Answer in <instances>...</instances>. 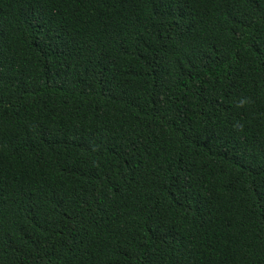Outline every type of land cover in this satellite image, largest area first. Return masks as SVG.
<instances>
[{"label": "trees", "instance_id": "trees-1", "mask_svg": "<svg viewBox=\"0 0 264 264\" xmlns=\"http://www.w3.org/2000/svg\"><path fill=\"white\" fill-rule=\"evenodd\" d=\"M0 264H264V0H0Z\"/></svg>", "mask_w": 264, "mask_h": 264}, {"label": "clouds", "instance_id": "clouds-1", "mask_svg": "<svg viewBox=\"0 0 264 264\" xmlns=\"http://www.w3.org/2000/svg\"><path fill=\"white\" fill-rule=\"evenodd\" d=\"M240 103L243 104V103H245V101L241 100ZM234 127H240V125L237 124V125H234Z\"/></svg>", "mask_w": 264, "mask_h": 264}]
</instances>
